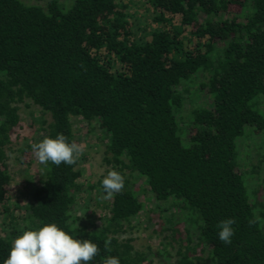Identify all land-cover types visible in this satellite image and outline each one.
<instances>
[{"label":"trees","instance_id":"16d2710c","mask_svg":"<svg viewBox=\"0 0 264 264\" xmlns=\"http://www.w3.org/2000/svg\"><path fill=\"white\" fill-rule=\"evenodd\" d=\"M146 2L158 28L136 34L125 0H0V264L17 237L49 223L98 245L88 264H151L125 237L145 209L138 190L154 204L146 222L157 212L167 224L173 264H264V195L239 159L244 137L264 136V0ZM195 76L205 100L184 113L180 87ZM25 100L44 116L42 140L76 142L72 118L103 132V163L125 185L95 226L75 215L79 160L37 161V186L9 214L7 151ZM229 218L224 244L218 225Z\"/></svg>","mask_w":264,"mask_h":264},{"label":"rangeland","instance_id":"374dc122","mask_svg":"<svg viewBox=\"0 0 264 264\" xmlns=\"http://www.w3.org/2000/svg\"><path fill=\"white\" fill-rule=\"evenodd\" d=\"M28 4L45 5L48 0H23ZM66 3L69 0H64ZM129 7L130 21L136 34L143 31H150L158 28L153 22V11L147 6L146 0H125ZM174 21V20H172ZM201 78L194 77L192 80L181 85L180 89L184 93V113L190 107L196 106L205 100L204 91L199 89ZM19 115V126L11 134V143L7 151L8 165L10 170L11 181L8 187L7 200L5 202L9 214L19 213L15 206L23 207L29 201L32 190L37 186L40 179L37 159L32 149V145L42 141L39 126L44 116L41 115L40 109L30 101L25 100L17 104ZM73 129L75 132L76 143L86 145V150L79 158L78 170L80 178L79 193L75 200V215L82 219L87 226H95L99 223L106 211L107 200L103 199L97 188V182L103 180L109 171V167L103 163V151L106 139L103 132L97 125H87L86 122L79 118H72ZM184 129V127H182ZM24 150L26 152L24 153ZM240 166L252 176L249 182L254 187H260L259 198L264 195V136L247 135L239 143ZM138 186L143 187L141 181L136 180ZM138 198L144 204V211L132 219L137 228L131 233L125 234V237L132 238L131 244L134 249L145 253L151 260V264H173L174 249L171 246L165 247L163 243L169 231L163 230L167 227L160 214L154 212L153 222L147 223L145 210L154 207V204L147 201L148 194L137 191ZM84 216L82 217V214ZM172 213L173 224L178 228L187 226L182 219L181 212H167V216ZM170 217V216H169ZM3 215L0 213V229ZM158 222L159 229L162 233L155 231L154 223ZM184 223V224H182ZM147 225V226H146ZM203 256H205L203 254ZM204 258V257H203Z\"/></svg>","mask_w":264,"mask_h":264},{"label":"clouds","instance_id":"9594fccd","mask_svg":"<svg viewBox=\"0 0 264 264\" xmlns=\"http://www.w3.org/2000/svg\"><path fill=\"white\" fill-rule=\"evenodd\" d=\"M32 149L40 164L74 165L85 152L86 145L75 141L69 143L65 135L58 134L56 138L45 137L33 144ZM124 185L125 177L116 170H109L102 180L106 193L103 199H113L115 194L123 191ZM235 222L229 218L218 225L221 229L218 238L222 243H231ZM99 253L98 245L89 239H75L55 223H49L17 237L4 264H88ZM102 264H120V260L118 257H106Z\"/></svg>","mask_w":264,"mask_h":264}]
</instances>
